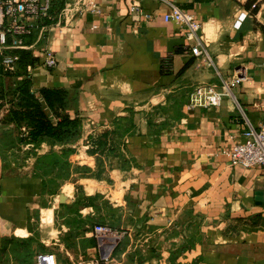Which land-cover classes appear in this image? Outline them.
I'll list each match as a JSON object with an SVG mask.
<instances>
[{
  "label": "crops",
  "instance_id": "crops-1",
  "mask_svg": "<svg viewBox=\"0 0 264 264\" xmlns=\"http://www.w3.org/2000/svg\"><path fill=\"white\" fill-rule=\"evenodd\" d=\"M94 1L98 13H71L47 31L54 67L38 64L41 54L28 51L35 58L31 89L66 90V112L80 121L75 141H41L36 155L64 146L72 149L66 158L73 167L93 170L97 161L98 168L110 169L99 180L67 182L75 175L69 174L64 183L72 189L71 199L56 203L45 181L55 177L56 165L43 176L7 164L4 145L11 151L19 144L13 124L2 122V107L0 264H35L36 254L44 252L52 253L56 264L97 259L100 248L91 226L100 221L122 233L107 264H264V170L229 165L221 153L239 139L244 119L257 126L264 116V0L254 14L244 8L245 0ZM166 2L194 15L206 55H191L181 26L162 21ZM133 4L150 19L128 13ZM238 70L244 79L231 86L233 98L223 95L217 106L184 108L192 87L213 84L220 90L221 79ZM19 77L4 76L2 83L12 85ZM157 104L162 111L149 121ZM129 111L134 130L122 145L114 141L119 150L113 155L92 150L91 141ZM118 190L119 198L111 201L106 191ZM95 194L105 203L90 205ZM33 234L34 253L26 245Z\"/></svg>",
  "mask_w": 264,
  "mask_h": 264
},
{
  "label": "built area",
  "instance_id": "built-area-1",
  "mask_svg": "<svg viewBox=\"0 0 264 264\" xmlns=\"http://www.w3.org/2000/svg\"><path fill=\"white\" fill-rule=\"evenodd\" d=\"M55 3H60V6L54 7ZM166 5L168 10L162 13V21H171L181 26L191 55L194 57L206 55L198 35L199 23L194 15L173 3L166 2ZM86 9L98 13L94 0H0V72L11 75L16 71L18 51H29L31 54L37 51L42 56L40 60L38 59V64L46 68L54 67L56 59L45 43L47 31L50 27L63 23L71 13L81 14ZM128 13L143 20L151 17L137 4L130 5ZM163 64L168 65L166 58ZM32 66L33 64L30 63L24 66V76L30 78ZM260 67L264 70V62L260 63ZM243 79L244 74L238 70L231 77L221 79L220 90H215L213 84H197L188 92L184 108L189 110L217 106L223 95L233 98L231 86L237 85ZM262 111L264 113V105ZM243 127L239 139L221 153L226 157L229 165L261 167L264 170V116L257 126L251 125L244 119ZM21 130L24 128L21 127ZM91 233L97 240L100 256L81 264H107L122 233L106 223L93 224ZM35 264L56 263L52 253L44 252L36 254Z\"/></svg>",
  "mask_w": 264,
  "mask_h": 264
},
{
  "label": "trees",
  "instance_id": "trees-1",
  "mask_svg": "<svg viewBox=\"0 0 264 264\" xmlns=\"http://www.w3.org/2000/svg\"><path fill=\"white\" fill-rule=\"evenodd\" d=\"M258 3V0H245L243 6L251 14H254ZM55 5L58 8L60 3H55L54 7ZM17 54L19 56L17 65L20 71L15 74L20 77L12 85L4 86L2 78L9 75L0 72V111L2 107L6 109L2 116V122L12 123L17 132L23 127L26 130L24 139L35 144L41 141L48 142L50 145L72 143L79 136L80 121L77 117H69L66 112L67 91L61 88L46 87L32 90L30 79L24 76V71L21 69L27 63L32 64L35 58L28 51H18ZM115 118L111 121L112 125H114ZM113 135L114 132L109 130L100 132L91 141L92 150L99 153H111L115 149L114 141L122 145L123 139V136L117 139L116 135ZM71 151L72 149L69 147L60 149L61 153ZM56 164L57 160L52 166ZM93 201V198L90 197L87 202L93 205ZM75 204L83 205V200L80 203L75 201ZM93 206L96 207V205Z\"/></svg>",
  "mask_w": 264,
  "mask_h": 264
},
{
  "label": "rangeland",
  "instance_id": "rangeland-1",
  "mask_svg": "<svg viewBox=\"0 0 264 264\" xmlns=\"http://www.w3.org/2000/svg\"><path fill=\"white\" fill-rule=\"evenodd\" d=\"M16 71H17V68H16ZM16 71L14 73H17ZM161 108H162V105H159V104H157L151 108L152 109L151 113H150L151 118H149V121L152 120L153 118H156V119L158 118V117H153V114L155 115L156 113H159L160 111H162ZM3 110L4 109H2V111ZM132 113H133L132 111H129L124 116L116 117L114 120V125H112V124L110 125L111 127H110L109 131L114 132V135H116L117 139H120L124 134H127V133L129 134L134 130L133 125H132L133 124V120H132L133 114ZM2 116L3 115H1V118H2ZM13 133H14L13 139L17 140V143L19 144L17 147L15 145H13L12 147L15 146V148H13V150L9 151L11 146L8 147L7 144L4 145L2 143L4 145L3 149L6 148V151H8V153L6 154V158H8L7 164H12L13 166H16L18 164V166L21 168V170H25L28 173L41 174V175L45 176V174L50 173V170L52 169V164L55 163L57 160V164H56V167L54 168V172L51 171V173H53V175L55 177L53 179L51 178V176L45 178V181H47L46 183L48 184L47 189L51 194L54 195L53 201H56V203L57 202L65 203L68 201V199H71L72 189H71L70 185L64 183V180H67V176H69V174H72L74 172L75 175H72L71 178L67 182L74 183V181L76 180L77 177H91V178H95V179L99 180V179H103L105 176L106 170L110 169L109 166L102 165L101 161H100V166L102 165V167L98 168L97 167L98 163H97V161H95L94 166H96V168H94L93 170H90L89 167H87L86 165H83V164L75 165L73 167V165L71 163L69 164L67 162L66 157H67L69 152L61 153L59 151L58 153H56V151L54 149H49V151L45 152L44 154L36 155L37 144L29 142V141L24 139V137H26L25 136L26 135L25 129L21 130V128H20V130L18 132L14 131ZM7 139H9V138L6 137V140ZM11 139H12V137H10L9 140H11ZM86 140L87 139H85V143H84L85 145L88 144ZM57 145H59V144H57ZM62 147H64V146H62ZM115 149L119 150L118 147ZM110 151H112V150H110ZM112 155H113V153H112ZM39 157H40V159H39ZM53 158H54V160L52 161ZM48 169H50V170H48ZM96 169H98V170L96 171ZM59 184H60V186H62V185L63 186L61 188H59ZM75 187L77 188V192H76L77 197L81 198L83 196L81 189H79V187L77 185H75ZM106 193H107V197L111 201L117 200L119 198V195H120L119 190L114 191V192H110V193L106 191ZM92 198L94 201H97L101 205L105 203L103 200L99 199L100 196L97 194L93 195ZM76 202L80 203L81 201L76 199ZM61 211L63 213H66L67 208L65 207ZM65 219L66 218H64V220ZM111 228L114 229L113 227H111ZM36 236L37 235L33 234V236L30 238L31 240L26 243L28 250H31L32 253H34L33 247L37 246V243H38ZM117 245H116V247H117ZM114 249H113L112 253L114 252ZM112 253H111V256H112Z\"/></svg>",
  "mask_w": 264,
  "mask_h": 264
}]
</instances>
